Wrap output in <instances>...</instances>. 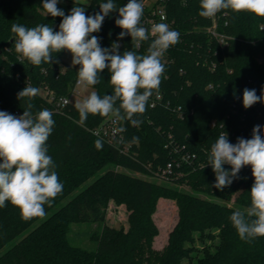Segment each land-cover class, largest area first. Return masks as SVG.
I'll use <instances>...</instances> for the list:
<instances>
[{
	"label": "trees",
	"instance_id": "1",
	"mask_svg": "<svg viewBox=\"0 0 264 264\" xmlns=\"http://www.w3.org/2000/svg\"><path fill=\"white\" fill-rule=\"evenodd\" d=\"M42 2L0 0V110L21 115L25 105L17 94L25 86L40 89L32 100L33 112L46 108L53 113L48 154L64 187L53 205L45 206L42 218L25 221L11 204L0 208V251L10 244L0 255V264H264V237L246 243L229 221L232 211L249 204L251 168L244 167L231 186L220 191L213 187L211 166H206L210 146L221 132L236 143L238 137L251 138L254 126L264 128V103L247 109L242 103L245 88L255 89L257 96L264 88V17L217 14L216 30L226 36L222 42L211 30L214 19L198 15L200 0H170L167 12L180 40L163 57L162 98L151 106L156 95L151 97L139 127L121 122L126 131L117 146L95 132L110 118L90 115L83 125L76 122L79 115L71 96L76 92L77 68L64 61L66 51L54 54L58 63L39 67L27 60L21 64L17 58L13 24H49L58 30L61 18L47 17ZM103 2L91 0L86 14L99 12ZM113 2L120 7L127 0ZM58 7L69 13L59 3ZM117 18L118 12H112L101 31L94 33L101 47L117 41L121 31ZM118 43L121 52L133 50L128 36ZM149 43L136 51L146 53ZM109 75L105 70L92 87L101 96L111 94ZM45 90L70 102L57 107ZM133 137L139 141L133 143ZM97 139L103 140L102 149H96ZM169 162L173 167L166 170ZM160 197L176 202L178 220L167 244L156 249L159 227L154 212ZM112 200L130 211L127 229L105 222ZM74 222L100 223L90 233L93 247L73 242Z\"/></svg>",
	"mask_w": 264,
	"mask_h": 264
},
{
	"label": "clouds",
	"instance_id": "2",
	"mask_svg": "<svg viewBox=\"0 0 264 264\" xmlns=\"http://www.w3.org/2000/svg\"><path fill=\"white\" fill-rule=\"evenodd\" d=\"M59 2H42L47 17L61 18L58 30L49 24L11 26L17 58L21 64L27 60L39 67L58 63L55 55L67 51L72 66L77 68V85L86 92L74 103L79 115L76 122L83 125L92 115L112 118L114 124L126 121L139 127L143 123L139 117L146 112L151 97L160 94L166 70L163 57L179 43L180 33L164 22L153 23L150 28L143 26V0H127L120 7L113 0H106L93 15L86 14L88 5L83 0H73L74 7L67 15L58 7ZM114 11L118 12L115 25L121 31L117 41L104 48L94 33L101 31L105 18ZM229 11L264 17V0H200L198 15L213 18ZM126 36L131 38L133 50L121 52L118 41ZM148 41L146 53H138L136 50ZM105 70L110 74L111 94L87 92L100 83ZM39 93V88L25 86L17 94L25 105L19 116L0 110V208L11 204L25 221L44 217L45 206L50 208L64 187L55 170L56 163L48 154L47 142L55 126L53 113L46 108L33 112L32 100ZM258 102L264 103V88L260 96L255 89L245 88L243 107L247 109ZM124 131L123 126L116 127L113 134ZM138 141V137L132 138L133 143ZM94 144L97 150L102 149L103 140L97 139ZM206 166H211L215 174L213 187L220 191L230 187L244 167L251 168L249 204L232 211L229 221L239 239L246 243L264 237V128L254 126L251 138L238 137L236 143L229 141L227 132H221L210 146Z\"/></svg>",
	"mask_w": 264,
	"mask_h": 264
},
{
	"label": "rangeland",
	"instance_id": "3",
	"mask_svg": "<svg viewBox=\"0 0 264 264\" xmlns=\"http://www.w3.org/2000/svg\"><path fill=\"white\" fill-rule=\"evenodd\" d=\"M83 2L86 5H88L91 2V0H83ZM59 4L63 8H65L68 12H70V10L74 7L73 0H60ZM63 59L66 63L71 64L72 57L71 54L68 53L67 51L65 52ZM76 91H79V93L75 92L72 94L71 96L72 103H75V101L82 99L86 94L85 90H83L78 85L76 87ZM91 91H95V89L92 87L87 89V92L90 93ZM114 168L121 170L123 169L118 165L114 166ZM141 176L149 179H153L161 184L173 185L172 182H168L166 180H162L160 178L151 175H141ZM88 183L82 185L80 189L84 188L86 185H88ZM79 190L74 192L73 195H75ZM73 195H71L68 199L64 200L61 203V205L66 203ZM129 212L130 211L128 210L125 204H118L114 200H112L107 208L105 222L117 228L124 227L127 229L129 226V220H128ZM154 218L159 227V233L157 234L154 240V247L156 249H162L167 244L169 233L173 229V227L175 226L178 220V207L176 205V202L167 197H160L157 201L156 210L154 212ZM99 224H100L99 222H94L91 225L89 223H83V222L72 223L71 226L73 228V231L71 233V237L73 242L77 245H81L85 247H93L94 242L90 238V233L92 230H96L98 226H100ZM9 247L10 244L0 251V255Z\"/></svg>",
	"mask_w": 264,
	"mask_h": 264
},
{
	"label": "built area",
	"instance_id": "4",
	"mask_svg": "<svg viewBox=\"0 0 264 264\" xmlns=\"http://www.w3.org/2000/svg\"><path fill=\"white\" fill-rule=\"evenodd\" d=\"M170 0H143L144 3V11H145V16L144 20L142 22V25L145 27L150 28L153 23H159V22H164L167 23L171 29L175 30L174 27V20H171L168 16L167 12V6ZM216 17H213L214 19V26L211 29L213 34L215 36H218L222 42H226V36L223 34H220L216 30ZM79 93V91H76ZM44 95L49 96L51 100H54L56 102L57 107H62L70 102V98L66 96H60V97H55L53 93H51L48 90L44 91ZM162 98V94L160 93L159 96H156V99H153L151 102V106H154L157 104V100H160ZM121 122H117L114 124L112 122V118H110L105 125H103L101 128L97 129L95 132L96 134L104 137L110 142H115L117 146L122 144V141L124 140V132L123 133H117L113 134V129L116 127H120ZM122 137V139H121ZM173 167V163L169 162L167 165V169L169 170L170 168Z\"/></svg>",
	"mask_w": 264,
	"mask_h": 264
}]
</instances>
